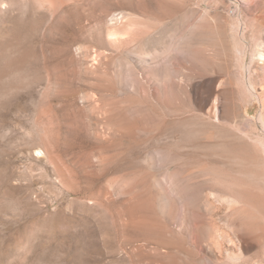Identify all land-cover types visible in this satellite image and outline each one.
<instances>
[{
  "label": "rangeland",
  "instance_id": "obj_1",
  "mask_svg": "<svg viewBox=\"0 0 264 264\" xmlns=\"http://www.w3.org/2000/svg\"><path fill=\"white\" fill-rule=\"evenodd\" d=\"M0 264H264V0H0Z\"/></svg>",
  "mask_w": 264,
  "mask_h": 264
}]
</instances>
